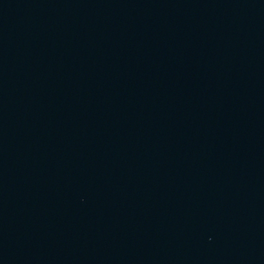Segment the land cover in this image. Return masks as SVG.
<instances>
[{"label":"water","instance_id":"water-1","mask_svg":"<svg viewBox=\"0 0 264 264\" xmlns=\"http://www.w3.org/2000/svg\"><path fill=\"white\" fill-rule=\"evenodd\" d=\"M198 48L264 108V0H156Z\"/></svg>","mask_w":264,"mask_h":264}]
</instances>
